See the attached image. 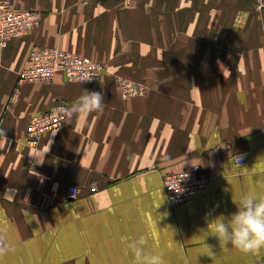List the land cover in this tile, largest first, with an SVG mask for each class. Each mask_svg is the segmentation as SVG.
<instances>
[{"label": "crops", "instance_id": "obj_1", "mask_svg": "<svg viewBox=\"0 0 264 264\" xmlns=\"http://www.w3.org/2000/svg\"><path fill=\"white\" fill-rule=\"evenodd\" d=\"M11 2L42 22L0 51V228L14 246L0 264H135V238L163 264H261L264 249L220 246L211 229L242 193L264 194V0ZM53 47L103 63V79L20 84L29 53ZM121 78L149 93L124 99ZM85 89L103 111L30 147L31 118ZM49 145L42 164L30 156ZM193 164L209 185L171 206L164 177Z\"/></svg>", "mask_w": 264, "mask_h": 264}, {"label": "built area", "instance_id": "obj_2", "mask_svg": "<svg viewBox=\"0 0 264 264\" xmlns=\"http://www.w3.org/2000/svg\"><path fill=\"white\" fill-rule=\"evenodd\" d=\"M41 22L42 14L39 11L18 8L11 0H0V51L13 39L38 29ZM105 71L103 63L72 51L57 47L36 48L29 53L26 66L19 73V81L20 84H51L57 75L62 74L69 82L81 83L87 73L94 76L83 83H98L103 79ZM120 87L124 99L144 97L149 93V86L126 78H121ZM66 106V102H58L50 111L31 118L27 128V144L30 147L39 149L46 134L64 125L62 109ZM237 161L244 164L246 158L237 157ZM209 183L210 178L202 173L200 166L193 164L179 172L168 173L164 177V190L171 206H178L205 190ZM92 191H97V188L92 187ZM79 194V187H70L71 198H77ZM261 264H264V258Z\"/></svg>", "mask_w": 264, "mask_h": 264}, {"label": "clouds", "instance_id": "obj_3", "mask_svg": "<svg viewBox=\"0 0 264 264\" xmlns=\"http://www.w3.org/2000/svg\"><path fill=\"white\" fill-rule=\"evenodd\" d=\"M94 75L87 73L81 79V83L88 82ZM104 108V97L101 92L84 90L83 93L70 105L62 109L64 123L71 124L73 118L88 115L94 112H102ZM4 138V136H3ZM43 159L39 154L32 155L36 162L42 164ZM237 211L230 217L220 216L213 222L212 235L218 238L220 246L238 250L242 253H259L264 249V194L247 191L241 194L238 200H233ZM142 238H135L127 243L130 254L135 264H163L162 257L149 253L144 247ZM10 251H14L3 228H0V260Z\"/></svg>", "mask_w": 264, "mask_h": 264}]
</instances>
